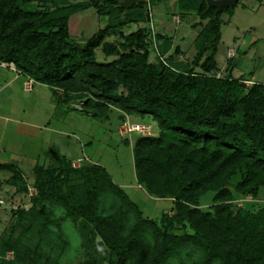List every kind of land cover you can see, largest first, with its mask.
<instances>
[{"label":"trees","instance_id":"obj_1","mask_svg":"<svg viewBox=\"0 0 264 264\" xmlns=\"http://www.w3.org/2000/svg\"><path fill=\"white\" fill-rule=\"evenodd\" d=\"M161 1L170 0H150L152 6ZM212 1L175 0V13L201 19L193 56L184 58L181 45L167 33L157 31V46H152L145 0H0V62L13 63L67 96L83 95L87 115L104 118L117 110L120 124L134 116L139 117L131 119L135 123H155L158 134L132 131L138 136L134 141L128 136L125 143L132 145L139 185L151 196L174 200L173 215L163 214L158 223L100 163L72 169L83 181L67 183L64 190L60 186L66 179L37 165V193L31 207L16 211L11 233L30 214L42 218L44 229L61 221L50 219L44 206L35 212L49 201L80 221L86 253L81 264H172L185 252L190 256L189 250L202 253V264H264V208L234 210L228 187L242 173L238 192L256 196L264 189V81L252 73L235 77V57H228L223 70L219 67L222 14L232 15L239 0L219 11ZM90 7L106 25L78 42L70 32V17ZM131 24L139 26L126 31ZM98 49L114 59L99 61ZM4 169L13 173L11 182H21L17 191L27 193L21 170L0 163ZM209 191H215V203L204 210L200 202ZM175 226H189L192 233H176ZM39 247L6 237L0 253H15L5 264H49Z\"/></svg>","mask_w":264,"mask_h":264},{"label":"rangeland","instance_id":"obj_2","mask_svg":"<svg viewBox=\"0 0 264 264\" xmlns=\"http://www.w3.org/2000/svg\"><path fill=\"white\" fill-rule=\"evenodd\" d=\"M174 5L175 0H170L167 4L161 1L152 6L156 33L160 31L173 36L174 43L180 44L184 51V58L192 57L193 42L202 28L201 19L195 13H175ZM175 15L181 17L179 22L174 21ZM222 19V36L217 54L219 67L223 70L228 57H235L238 63L233 70L235 77L243 73L250 77L252 73L254 79L264 81V0H239L233 14L224 12ZM105 23L95 8L90 7L74 13L70 17L69 27L76 41L85 42L105 27ZM138 26L131 24L125 30L129 32ZM108 40L117 42L115 37ZM96 57L99 61L114 59L112 56L106 57L102 49L97 50ZM85 99L81 94L67 96L60 89L35 82L17 70L13 63L0 62V163L14 164L21 170L23 181L28 185L27 193L17 191L21 182L10 181L13 175L10 170H0V247L2 238L11 237L13 241H29L31 248L39 247L40 243L39 250L49 264H81L86 258L80 221L67 216L66 210L55 202L44 201L35 212L44 206L50 219L60 218L61 221L44 229L42 218L30 214L11 233L16 211L31 207V196L37 193L33 184L38 174L37 165L52 168L60 174V179H66L60 186L64 190L67 183L83 181L80 174L72 169L84 163H100L107 168L113 181L139 205L146 217L162 223L163 214L173 215L172 198L151 196L139 185L132 145L125 143L128 136L130 141H134L138 135L127 132L123 123L120 124L121 112L111 111L104 118L87 115L82 108ZM131 119L139 120V117ZM140 125L144 126L142 131H147L149 135L158 134L152 121L147 119ZM241 179L242 173L236 174L228 184L233 191V209L244 208L252 212L263 209L264 189L256 196L238 192L236 184ZM214 195L215 191H209L202 197V209H211L215 203ZM106 204L109 205V201ZM174 232L192 233V230L189 226H175ZM96 241L101 250L106 249V245L100 243L99 236ZM189 252L190 256H186L185 252L172 264H202L199 261L200 251ZM14 255L13 250H8L4 256L0 253V264L11 261Z\"/></svg>","mask_w":264,"mask_h":264},{"label":"built area","instance_id":"obj_3","mask_svg":"<svg viewBox=\"0 0 264 264\" xmlns=\"http://www.w3.org/2000/svg\"><path fill=\"white\" fill-rule=\"evenodd\" d=\"M147 3V8L149 11V16H150V21H149V26H150V31H151V39L154 43V46H157V41H156V25H155V18L153 15V11H152V5L150 0H145ZM174 21L179 22L180 21V17L179 15H175L174 16ZM126 129L127 132H132V131H139V133L141 132V134L143 135H149V133H147V131H142L144 129L143 125H140V123H135L132 122L130 119H127L125 122H123L122 124ZM149 128V127H148Z\"/></svg>","mask_w":264,"mask_h":264},{"label":"water","instance_id":"obj_4","mask_svg":"<svg viewBox=\"0 0 264 264\" xmlns=\"http://www.w3.org/2000/svg\"><path fill=\"white\" fill-rule=\"evenodd\" d=\"M238 0H213L212 4L217 7L218 11L226 6L234 7Z\"/></svg>","mask_w":264,"mask_h":264},{"label":"crops","instance_id":"obj_5","mask_svg":"<svg viewBox=\"0 0 264 264\" xmlns=\"http://www.w3.org/2000/svg\"><path fill=\"white\" fill-rule=\"evenodd\" d=\"M35 81V80H34ZM36 82V81H35Z\"/></svg>","mask_w":264,"mask_h":264}]
</instances>
